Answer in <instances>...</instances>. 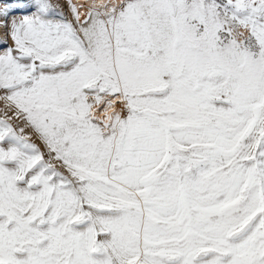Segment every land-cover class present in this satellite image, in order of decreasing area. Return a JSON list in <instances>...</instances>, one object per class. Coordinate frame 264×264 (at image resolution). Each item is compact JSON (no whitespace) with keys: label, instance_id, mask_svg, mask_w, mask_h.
Returning <instances> with one entry per match:
<instances>
[{"label":"snow or ice","instance_id":"snow-or-ice-1","mask_svg":"<svg viewBox=\"0 0 264 264\" xmlns=\"http://www.w3.org/2000/svg\"><path fill=\"white\" fill-rule=\"evenodd\" d=\"M0 264H264V0H0Z\"/></svg>","mask_w":264,"mask_h":264}]
</instances>
